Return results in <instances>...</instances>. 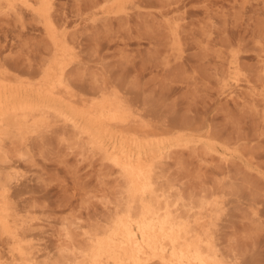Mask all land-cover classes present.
<instances>
[{
    "label": "bare ground",
    "instance_id": "obj_1",
    "mask_svg": "<svg viewBox=\"0 0 264 264\" xmlns=\"http://www.w3.org/2000/svg\"><path fill=\"white\" fill-rule=\"evenodd\" d=\"M73 1L82 21L85 18L83 15L86 14L84 9L87 10V13L89 10L95 9L94 13L91 11V23L88 19L85 25H88L87 27L92 25L94 28L97 26V31L100 29H104L107 32L112 31L116 23L114 19L119 26H124L130 24L134 16L137 19L138 16L136 15L138 13L139 15L145 14L144 16L151 13V11H146V0ZM161 2L163 3L162 8H165H161L163 10H161L162 19L164 20L159 19L160 15L157 12V16H159H154L157 17L159 23L162 21L161 24L168 30L166 37L169 39H166L164 46H169L165 47L167 56L164 57L168 58L176 54V57L174 55V61L180 60L183 57V53L188 52L186 50L184 52V49L188 48L187 50H189L193 43L194 45H198V43L193 42L190 46L187 43L186 48L184 42H189L191 38L190 35H187L188 32L184 39L185 27H183V24L185 26V23L180 24L177 20L173 22L172 19L170 21L164 18L166 11H169L167 8L169 3ZM262 3L264 6V0H262ZM170 4H173V2ZM171 8L170 12H173V8ZM0 14L5 16V18L3 16L2 18L7 19L8 22L17 21L20 24V29L28 26V20L35 21L36 31L39 33L34 34L41 35L42 46L43 48L45 46L48 52L45 55L46 51L44 52L41 47L42 52L40 47H38L39 52L46 57L36 67L37 69L33 71L36 75L35 77L21 74L10 68L6 62L0 60V264H245L246 259L243 260V258L246 257H242L239 249V251L229 249L223 241H228L227 233L225 234L227 238L223 237L222 239L221 235L224 236V234L220 232L224 231V228L221 229L224 224H222V221L228 219L225 218L229 213L227 211H230L228 210L230 195L237 185L236 182H238L229 177L228 167H236L238 165L235 166L234 164L236 160L244 161V154L246 152L247 155L248 151L242 149L244 150L243 153L241 148L235 145L237 144L236 141L234 143L235 146L225 140L223 141L220 137L224 135L220 134L221 136H218L222 128L217 130L218 133L214 130L219 128L217 125L216 127L214 126L216 121L214 122L215 124L213 123L215 128L212 127V124L204 123L205 119L201 123L202 117H199V113L197 115L201 119L197 117L199 120V122L197 121L198 124L196 121H192V119H196L197 112L193 113L195 118L191 116V120L189 117L188 119L183 118V113L182 117H180L181 119L179 117L173 120H169L172 117L162 119L163 117L161 118L160 114H166L167 112V109L164 112L163 107V109L161 108L162 110L156 109L158 111L152 109L156 112L163 111L160 114L157 113L158 115L153 113L154 111H150V113L149 110H146L147 107H142L143 104H148V101L144 103L142 99V104L139 99L142 96L141 93L135 94L137 90L133 91L132 87L126 86L127 83L124 84L122 76L120 80H123L124 83L121 81L120 83L111 82L107 81V79L100 80L97 75H94L91 80L92 93L85 94L82 92L80 90V79L76 76L78 74L76 69L81 68L82 64L84 65V57H81L80 53L86 50L87 46L84 45L88 43L86 42L83 45L82 34V37L79 36L80 33L76 32L78 29L72 31L67 24L69 14L65 13L64 0H0ZM168 14L170 15V13ZM132 15L134 16L131 17ZM141 15L140 18L142 17ZM86 16L89 15L87 14ZM1 21L3 20L1 19ZM145 21L147 20L145 19ZM134 23L136 24V20ZM141 24L144 25V23H137L140 26ZM155 24L153 25L154 27ZM161 24L159 25L163 29ZM146 27L147 25H144V29ZM120 28L117 27V29ZM205 31L207 32V30ZM97 33L94 36H97ZM195 33L191 34L194 35ZM197 33H200V31ZM186 36L187 39H190L186 40ZM199 36H201V33ZM128 37L130 36H127V39ZM138 37L143 38L142 35ZM195 37L197 38L198 36L194 35ZM83 38L86 37L84 36ZM124 38L126 39L125 36ZM142 38H137L139 39L137 42H140ZM150 38L155 39L154 37ZM157 38L159 40L160 37ZM196 38L195 41H199ZM85 40L87 41L88 39L86 38ZM117 41L120 42L122 40ZM150 41L149 43L152 42ZM129 42L127 43L130 44ZM160 42L159 45L162 44L163 40L161 44ZM207 42L209 46L213 44L211 43L210 45L209 40ZM123 43L124 41L121 44ZM116 44L118 46V43ZM156 44H158L157 41ZM193 47L191 48L193 49ZM149 48H152L151 44ZM156 48L159 52V49L163 47ZM156 48L154 52H156ZM162 52L157 56L162 57L161 55H165ZM209 54L205 57L214 56L212 53V55ZM208 58L202 59L208 61ZM163 60L161 62H164V64L158 63L162 64L163 68L168 69L169 67L171 69L170 66L173 59H167V62H165V59ZM209 61L212 62V60ZM27 62L31 65L29 61ZM220 62L222 61L220 60ZM262 62H264V58ZM185 63L183 64L182 61L183 65H186ZM240 63L239 54L236 52L231 63H229V65L231 64L234 67L233 70H235L236 74L242 73L243 68L241 67L242 63ZM175 65L177 66V64ZM175 65L173 67L177 69L181 67V65L178 67ZM184 67L186 68V66H183L182 69ZM159 68L162 69V66ZM165 71L164 74L166 73ZM173 71L177 72L175 69ZM246 79L248 81L249 78L247 77ZM262 79L264 81V76ZM110 80L113 79L110 78ZM126 82L129 83L127 80ZM241 87L243 86L239 85V83L234 88L226 87V82L223 80L219 95L224 96L228 103V100H236L240 91V95H242L243 89ZM252 87L254 88V86ZM186 88L185 90H190L188 85ZM258 94L252 99L257 100L258 98V100L264 101V94H261L260 91ZM139 95L141 96L138 97ZM239 98L243 99V97ZM245 99L246 103L250 102V100L252 101V99L247 97ZM258 100L257 102L255 101L257 104ZM149 109H151L150 104ZM169 111L171 112V109ZM169 114L171 116V113ZM178 114L174 116H179L180 114ZM166 115L168 116V114ZM200 116L203 115L201 114ZM204 116L206 115L204 114ZM211 120L209 119L210 123L214 121ZM222 131L224 132L225 130ZM229 135L231 134L229 133ZM229 135H227L228 139L233 140V138H229ZM54 141L57 142L59 148L68 149L69 154L74 155L76 158L88 159L90 164L98 166L100 171L98 176L104 186L103 193L98 196V200L103 208L104 215H100L96 222L84 220L80 215L75 218L70 216L63 217L60 221L61 228L59 230L58 244L56 247H50L43 241V232L41 230L43 218L37 215L38 213H46L44 207L37 205L40 200L45 201L48 199L49 195L42 193H46V186L44 184V186L42 184L33 186L27 183L25 180L26 172L20 166L33 161L37 154L42 156L47 146L51 145V143L54 144ZM244 148L246 149V147ZM186 154L199 162L200 170L203 169L202 164L206 165L203 175L209 174V176L213 175L216 177L214 180L213 178H210V180L208 178L210 182L204 180V182L210 183H207L211 186L210 188H202L200 189L201 191L195 192L190 187L191 190L189 191V185L184 181V178L179 179V177L174 175L177 171L175 173L172 172L173 164H184L183 157ZM248 157H246L247 160ZM256 157L259 159L258 155ZM250 158L249 161L251 160ZM252 160L256 163L255 159L252 158ZM186 162L189 165V162ZM231 163L234 166L230 165ZM252 165L246 163L245 166L252 171V174L256 170L258 174L256 178L261 177L264 179V172L260 170L261 168L258 169V167L255 168ZM239 166L242 167V165ZM193 167L192 169L194 170ZM260 167L264 170V165H260ZM236 169L239 168L237 167ZM243 169L241 168L242 172ZM201 172L200 174H202ZM203 178L205 179L206 177ZM250 178L255 177H251L250 174ZM250 180L252 181V179ZM262 181H259V183L261 184ZM109 182L114 183V186H108ZM263 185L264 182H262ZM198 186L200 187V185ZM68 189V184H62L61 190L63 193H66ZM253 189L254 187L251 192H253ZM34 192L39 193V195H35ZM29 193L32 194L27 197L26 195ZM47 193L49 194L48 191ZM258 193L260 194L261 192ZM245 196L248 197V195ZM256 199L259 200L258 197H255ZM263 199L261 198V202ZM31 201L33 209L29 210L26 215L23 214L24 208H27L28 203ZM60 201L64 208L73 209L74 204L70 200L62 198ZM243 201L245 200L243 199ZM236 202H240V204H237L241 205V201ZM248 203H245V205ZM251 203L255 205H253L254 210H250L252 206L250 205L251 207H249L247 205L249 208L247 211H251V213L248 211L250 215L254 212L253 216L256 217L259 215V208L256 205L258 202L256 204L254 201ZM262 203H264V200ZM262 212L260 213L261 216L259 215L261 219H263L264 209ZM250 215L249 217H251ZM254 217L253 219H256ZM229 218L231 219L232 216L230 217L229 215ZM227 221H225V224ZM248 225L246 226L248 227ZM225 226L227 228L231 227L228 224ZM247 227L244 226V229ZM248 260L251 263V259L249 258Z\"/></svg>",
    "mask_w": 264,
    "mask_h": 264
},
{
    "label": "rangeland",
    "instance_id": "obj_2",
    "mask_svg": "<svg viewBox=\"0 0 264 264\" xmlns=\"http://www.w3.org/2000/svg\"><path fill=\"white\" fill-rule=\"evenodd\" d=\"M161 1H165L166 3L168 2L170 5V6L167 5L168 6L167 8L169 9V11L168 12L166 11L165 13L166 16L164 18H167L169 20L172 19L173 22L177 20L179 21L180 24H183V22L185 23V26L183 24V27H185L184 39H185L186 33L188 32L189 33L187 35H190V38H191V40H189L190 38L187 39V36H186V40H189V42L186 40H185L186 42H184V45L186 46V48L188 45L187 43H189V46L193 42L198 43V45L197 44L194 45V43L192 44L191 47L194 46L193 49L191 47H190L191 49L189 48V50H187L188 48L184 49V52L185 50L188 51L186 53H183L182 58L184 60L181 58L180 60L174 61L176 54H174L175 57L174 55L168 58L164 57V56H167L165 47L169 46V45L164 46V44H165L166 39L168 40L169 38L166 37L168 30L163 24H161L162 21L164 20L162 19L163 16L161 12L163 11L162 9H165L164 7L162 8L163 3ZM64 2H65V13L69 14V15L67 14L69 18L67 24L70 26L72 31H74L75 29H78V31L76 30L75 31L77 33L78 32L80 33L79 36H81L82 34L83 37L85 36L88 39L86 41L85 40L86 38H83L81 36L82 40L85 41V42L82 41L83 45L86 42L88 44L84 45V46H87L86 50L83 53H80L81 57H84V65L82 64V66L84 67L81 66V68L76 69V73H78L76 74V76H78L80 79V83H81L80 90L82 92H84L85 94L92 93L93 86L91 85V80L93 79L94 75H97L100 80L107 79V81L119 82V83L121 81L120 78L122 76L125 82L124 83L122 80L121 81L122 83L124 84L127 83L126 86L132 87L131 89L133 91L137 90L135 94H137L138 92H139L138 94L141 93L142 96L141 95L138 96V97L141 96L139 98L141 102L144 100V103H147L148 101V104H145L146 106L143 104V102H142L143 106L141 103L140 104L142 107H145V108L147 107L146 110H149V112L150 111L153 112L154 110L158 108L161 109L163 107L164 112H165V109H167L166 114H168V116L164 113H161L162 114L161 115L160 112H163V111L156 112L159 109L154 111L153 113L160 114L161 118L163 117L162 119H167V117L169 119V117L170 118L172 117L169 120L178 119L177 117L179 118L182 117V113L184 115L183 118L188 119L189 117L190 119L191 116L195 115L193 113L197 112L196 115L199 113V117H202V119L199 118L197 115L195 116L196 119L194 120L192 119V118H195L194 116L191 118L192 121H196V123L198 124L199 122L198 118H199L201 119V123H202V120L205 119L204 123L210 124V125L212 124L213 128H215L217 125V127L219 128L214 129L216 132L220 128H222L221 131L225 130L224 132L222 131V133H220L221 131H219V133L217 132L219 134L218 135L219 137L221 136L220 134L224 135L223 137H220L223 139V141L225 140L231 143L232 145H234L236 141L237 142V144H235L236 146L241 148V150L244 149L245 151H248L247 155H246V152L244 154L245 156L244 161L236 160V162L234 161L235 163L233 162L235 166L238 164L236 167H228V170H229L228 174L230 175L229 177L232 178L235 182L236 181L238 182H236L237 185L236 187H234V190L232 194L230 195V203L228 205V210L230 211H227V213L228 212L229 213L225 218V219L228 218L227 220L229 222L227 220L222 221V224L223 223L225 224V221H227L228 223L226 222L225 225L228 224L231 227L227 228L223 224L221 229L224 228V231L221 230L223 232H220V233L224 234V236L221 235L222 239L223 237L228 235L227 236L228 238L225 237L227 238L228 241H225V240L223 241L225 242V244H227V247L229 249H235L237 251L240 250L241 252L240 254L242 255V257H246V258H243V260L246 259L247 261L249 258L251 259V263H249L250 260H248V262L246 261L244 262L245 264H264V223H262L264 222L263 221L264 215H262L263 219L259 217L260 213L264 209V203H262L264 200L263 199L264 191H262L264 190V188H262L264 187V185L262 186V182H264V179L261 177L256 178V175H258L256 173V170L253 171V174L255 173L253 175L252 171L248 170L247 166H245L246 163L250 165L253 164L252 166H254L255 168L258 167V169L261 168L260 170L264 172L263 168L260 167V165L262 166L264 165V119H263L264 118L263 116L264 115L263 114L264 113V101L263 100L260 101V99L258 100L257 98V100L259 101L257 104L256 103L257 100L252 99L256 94L257 96L259 95L258 94L259 91L261 92V94H264V81L262 79V77L264 76V70H263L264 62H262L264 58V6L262 3V0L261 1L260 0H170V1L169 0H148V1L146 0V5H147L146 11H151V13L147 12L150 14L146 13L147 17L144 16L145 14L144 15L140 14L142 17H144V18L142 17L140 18L139 13L138 15L134 13L136 16H138L137 19L134 15H132L131 17L134 16L133 18L135 19L130 18L132 20V22L130 21V24L132 23L134 26L132 24L131 25L126 24L124 26H119L117 21L114 19V22H116L115 28L110 32H107L104 29H100L98 30L99 31L98 32L97 26H95L94 28V26L92 25H90L89 27H87L88 25L87 26L85 25L88 19H89L88 21L90 22V18H91L90 16H92V12L93 13L95 12V9L89 10L88 13H87V10L84 9L86 14L83 15L85 18L82 21V18L79 16V12L77 11V8L74 6V1L64 0ZM171 2H173V4H170ZM171 6L173 9L171 8ZM169 7L173 10V12H170L171 10ZM73 11H74V14H73ZM156 12L160 15L159 19L160 20L162 19V21H160L161 23H159V21L157 20V17L159 15L157 16ZM168 13H170V15ZM87 14L89 16H86ZM154 15H156L157 17H155ZM0 16H1L0 21L1 19L4 21V22L3 21L0 22V60L6 62V64L10 68H12L13 70H16L17 72L21 74H24L30 77H35L36 75L34 74L33 71L37 69L36 67H38L40 63L43 62L44 58L46 57L45 55L48 53L45 46L44 48L42 46L43 41H42V38L40 37L41 35L34 34L38 32L36 31L37 30L36 29L37 27L35 26L36 22L32 20H28L27 21L28 26L24 28L26 29L24 31L22 27L20 29V24L17 21H13V20L9 21L10 23H12L10 24L7 19H4L5 16H3L2 14H0ZM2 16L4 18H2ZM75 16L77 18V21H76ZM168 17H171V18H168ZM145 19L148 22L145 21ZM135 20H136V24L134 23ZM155 20H156V24H155ZM80 22H82L83 24L82 23L80 24ZM139 22L144 23V25H147L146 28L148 29L146 28L144 29L143 24H141V26L137 25V23ZM154 24H155V27L153 26ZM159 24H161V26L163 25V29L162 27H160ZM193 24H194L195 29L193 28ZM142 25H143V28H142ZM156 25H157V28H156ZM116 26L119 28L121 27V28L117 29ZM129 27L130 29H128ZM158 28L160 31L158 30ZM205 30H207L208 33ZM29 31L30 32L35 31V32L30 33ZM165 31L166 33H164ZM199 31L201 33V36H199L200 33H197ZM95 33H97V36H94ZM191 33H195L194 35L200 37V38L195 37L199 41L197 40L195 41L194 35ZM122 35H124L126 39L124 38V36L122 37ZM139 35L140 36L142 35L144 39L142 37H138ZM119 36L121 37L118 38ZM127 36L131 37V38L128 37V39L130 38V40L127 39ZM133 36H135L136 38ZM132 37L134 38V40ZM150 37H154L155 39L153 40ZM157 37H160L159 40ZM137 38L139 39L142 38V40H140L142 44L140 42H137L139 41V39ZM204 38L206 41L204 40ZM149 39L150 40L152 39L151 40L152 42ZM161 39L163 40L164 43L162 42ZM117 40H122L124 41V43L121 44L122 41L119 42ZM160 40L163 45L161 44ZM208 40L209 42L212 40L210 42V45L211 43H213L211 45L212 47L209 46V43L207 42ZM149 41L151 43H149ZM156 41L158 44H156ZM127 42H129L130 44H128ZM159 42L162 46L159 45ZM116 43H118V46ZM150 44L152 48H149ZM159 46L163 48L159 49L160 48ZM38 47H40V50L42 52H43L42 49H44V52L46 51L44 53L45 55L39 52ZM153 47L155 48L158 47L159 52L157 51V48H156V52H154L155 48ZM145 51H147V53H145ZM161 52L162 54L163 53L165 54V55H161L164 58L157 56V55H160ZM236 52L237 54H239V63L240 62L242 63L240 64L244 70V71L243 70L241 71L242 72L241 74H236L235 70H233L234 67H232L231 64L229 65V63H231L234 53L236 54ZM208 53H210L209 55L213 54L215 57L209 56L210 59L208 58V56L205 57ZM142 54H143V57H142ZM187 56H189L190 58L188 57L187 59ZM223 56L225 59L223 58ZM159 57L162 59H160ZM202 58H208V61L205 59L203 60ZM163 59H165V62H167L169 59L171 60L173 59L171 61V66H170L171 69H169L166 63L165 65L168 67V69H166L165 67H164L165 69L163 68L162 64H164V62L163 63L161 62V61H164ZM185 60H187L186 63H185ZM209 60H212V62ZM220 60L222 62H220ZM27 61H29L31 65ZM177 61L179 64L176 63ZM182 61H183V64L185 63L186 65H183ZM175 64H177V66ZM156 65H157V68H156ZM174 65L176 67L181 65V67H178L177 69L173 67ZM98 66L100 67L98 68ZM160 66H162V69L159 68ZM183 66H186L187 70L185 67L182 69ZM173 69H175V71L177 72H174ZM164 71L166 72L165 74H164ZM247 77L251 79L252 82L249 79L247 81L246 79ZM85 78H86V82H85ZM110 78L113 80H110ZM81 80L83 81L81 82ZM126 80L129 81V83L126 82ZM223 80H225L226 82V87L234 88L236 84L238 85V83L239 85L243 86L241 87V89H243L242 95L244 96L240 95V92H241L240 91L237 94L238 96L236 100L231 99V100H228V103H227L226 98L222 95H219L220 94L219 89L221 86H223ZM186 83H188L187 85L190 88V90H185L187 89L186 88L187 85H185ZM180 86L183 88H181ZM252 86H254V88ZM239 97H243V99L242 98L240 99ZM245 97H247L248 99H252V101L250 100V102L248 101V103H246L247 100L245 99ZM222 98L224 99L222 100ZM244 99L246 102L244 101ZM237 100L239 101L236 102ZM252 102H255V103H252ZM149 104H150L151 109H149ZM169 109H171V112L170 111L168 112ZM177 111L179 112L180 115L178 114ZM169 113H171V116H169L170 115ZM175 114L176 115L178 114L179 116H174ZM201 114L203 116H200ZM204 114L206 116H204ZM209 119L210 120L212 119L214 121L211 120L212 122L210 123ZM226 129H227V132H226ZM229 133L231 135H229ZM227 135H229L230 139L233 138V140H229ZM240 136L241 138H243L242 140ZM240 142L242 143V146ZM244 147H246V149ZM244 150H242L243 153H244ZM250 152H251V155H250ZM253 153L255 156L252 155ZM40 155L41 154H37L36 158L33 161L28 162L24 165L22 164L20 167L24 170V172H26L25 180L27 181V183L33 186L44 184L46 186V190L49 192V194L47 193L46 190H45L46 193L42 192L43 194L49 195L48 199L45 201L40 200L37 203L39 207L42 206L44 207V209H46V213L45 214L38 213L37 215L43 218V226L41 228L43 232V238H44L43 241L50 247H56L58 244L59 230L61 228L60 221L63 217L70 216V217L75 218L76 216L80 215L83 217L84 220H87L90 222H96V220L98 219L100 215H104L103 208L102 206H100L99 200H98V196H100L103 193L102 190L104 189L103 188L104 186L101 184L100 178L98 176L100 174V171L98 170V166L96 164H93V165L90 164V161L88 159L76 158L74 155L69 154L68 149H65L63 147L59 148V145L57 144V142H55L54 144L51 143V145H48L47 149H45L44 154L42 156ZM186 155H184L183 157L184 164L183 163H181L180 165L175 164V163H174L175 165L173 164L172 172L174 173L176 171L178 172V173L176 172V174L174 175L176 177H179V179L184 178V181H186L187 184L189 185V191L191 190V188L195 192L201 191L200 189L202 188L203 189L210 188L211 186L208 185L210 183L207 182L208 183L207 184L206 182H204V180L207 181L208 178L209 180L210 178L211 179L213 178L214 180L216 177L213 175L209 176V174L203 175L205 172L204 169L206 168L205 167L206 165L204 166V164H202L203 169L200 170L201 167L199 165V162L196 161L195 158L188 156V154ZM257 155L259 156V159L258 157H256ZM246 157H248V160ZM249 158L251 160L252 158L255 159L256 163H254V161L252 160L253 162L251 164V160L249 161ZM256 159L258 160V162ZM172 161L174 162V160ZM186 161L189 162V165H187L188 163ZM193 161L195 162L194 165H193ZM238 161L240 162L237 163ZM233 163H231L230 165L234 166ZM239 165H242V167ZM243 166H244V169H243ZM192 167L194 168V170L192 169ZM237 167L240 169L241 173L240 171H238L239 169H236ZM240 167L243 169V172ZM230 168L231 169L233 168L232 173H231ZM196 170L200 172L202 171L201 172L202 174H200V172ZM250 174H251V177L256 178V180L255 178H250L252 179V181L254 179L253 182L249 179ZM202 176L206 178L204 179ZM201 181L202 183H200ZM249 181L251 185H249L250 184ZM259 181H262L261 184L259 183ZM62 184H68L69 186V189L66 193H63V191L61 190ZM255 184L256 185L258 184V185L256 186ZM198 185H200V187ZM108 186L110 187L114 186V183L109 182ZM243 187L244 188L246 187V188L244 189ZM253 187L254 189L256 188L259 190L253 189L252 190L253 192H251V189ZM257 191L261 193L259 194ZM241 192L243 193L241 194ZM253 193H254V196H253ZM31 194L32 193H29L26 196L30 197ZM34 194L39 195V193L37 192H34ZM245 195H248V197L249 196L251 197L248 198ZM231 196H233L235 199ZM244 197H247V198H244ZM255 197L256 198L258 197L259 200L256 199L257 200L256 201ZM62 198L68 199L71 202H73L74 204L73 209L64 208L60 201ZM261 198L263 199L262 202H261ZM243 199L245 201H243ZM232 200L233 202H231ZM235 200L241 201V205H239L240 202H236ZM253 201L255 202V204L258 202L256 205L259 208V215L256 217L253 216L254 212L250 215L249 212L251 213V211L249 210H248L249 212L247 211V209H249L248 206L249 207L252 206L250 210L251 209L254 210L253 207L255 205L254 203H251ZM243 202L245 203L249 202L250 204L248 203L245 205L244 203L242 205ZM28 204H29L28 207L24 208L23 214L25 215L29 213L28 212L29 210L33 209L32 201ZM233 204L235 205L233 206ZM258 204L260 205V207ZM230 207L231 209H229ZM240 208L241 209L244 208V209L241 210ZM232 209L233 211L231 212ZM234 213H236L235 216H234ZM229 215L230 217L232 216L233 219L232 218L230 219ZM249 215L251 217H249ZM253 217L256 219H253ZM246 222L248 223L246 224ZM246 225H248V227ZM244 226L247 228L244 229ZM234 240L236 241L234 242ZM5 247H7V245H5ZM243 252L244 254H242ZM245 254L248 257L243 256Z\"/></svg>",
    "mask_w": 264,
    "mask_h": 264
}]
</instances>
